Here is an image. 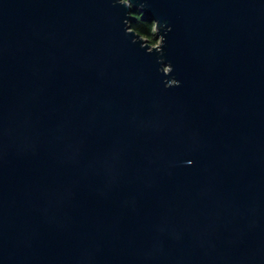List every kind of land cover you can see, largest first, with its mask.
<instances>
[{"label": "water", "instance_id": "water-1", "mask_svg": "<svg viewBox=\"0 0 264 264\" xmlns=\"http://www.w3.org/2000/svg\"><path fill=\"white\" fill-rule=\"evenodd\" d=\"M0 264H264V0H0Z\"/></svg>", "mask_w": 264, "mask_h": 264}, {"label": "trees", "instance_id": "trees-1", "mask_svg": "<svg viewBox=\"0 0 264 264\" xmlns=\"http://www.w3.org/2000/svg\"><path fill=\"white\" fill-rule=\"evenodd\" d=\"M135 21L133 22V29L137 31L147 42L156 46L158 44L159 38L156 35V24L154 20L144 16V13L137 9H132Z\"/></svg>", "mask_w": 264, "mask_h": 264}, {"label": "rangeland", "instance_id": "rangeland-1", "mask_svg": "<svg viewBox=\"0 0 264 264\" xmlns=\"http://www.w3.org/2000/svg\"><path fill=\"white\" fill-rule=\"evenodd\" d=\"M158 44H159V40H158ZM158 44H157V45H158ZM157 45H156V46H157Z\"/></svg>", "mask_w": 264, "mask_h": 264}]
</instances>
